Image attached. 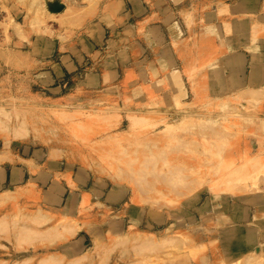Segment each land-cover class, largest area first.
<instances>
[{"label": "rangeland", "instance_id": "1", "mask_svg": "<svg viewBox=\"0 0 264 264\" xmlns=\"http://www.w3.org/2000/svg\"><path fill=\"white\" fill-rule=\"evenodd\" d=\"M207 18L197 36L208 35L190 47L181 38L169 45L159 28L156 48L147 50L139 39L150 34L126 0H0V165L26 143L59 147L66 160L113 182L108 196L124 193L119 205L97 202L94 219L78 221L35 210L14 189L0 200V264H264V170L238 178L230 173L241 159L221 161L240 149L264 150L252 134L264 117V84L232 90L244 71L224 70L237 61L206 64L203 50H228L218 35V43L205 40L217 33ZM101 27L100 55L48 83L45 62L89 31L97 39ZM252 28L254 57L264 51V27ZM247 90L263 99L243 98ZM201 193L207 209L226 196H245V204L204 212Z\"/></svg>", "mask_w": 264, "mask_h": 264}, {"label": "crops", "instance_id": "2", "mask_svg": "<svg viewBox=\"0 0 264 264\" xmlns=\"http://www.w3.org/2000/svg\"><path fill=\"white\" fill-rule=\"evenodd\" d=\"M126 1L131 6L136 25L144 28L150 34L146 39H139L141 45L143 44L147 50L156 48L155 42L157 38H154L153 35L159 28L164 29L169 45H171L170 43L173 40L177 39L178 41L181 38L183 46L190 47L193 41L197 42L198 37L208 35L200 32L201 35L197 36V29H200L199 26L201 25V16L206 15L208 17L207 21H203L204 23H202L204 25L208 24L217 33L215 34L216 36L212 34V36L205 38V40L217 42L214 40L218 35V37L223 38L225 45L228 46V50L222 54L213 49L203 50V53L208 58L204 61L214 63L213 60L218 58V56L223 58L227 56L226 60L237 61L234 66H229L231 67L229 70L227 68L224 70V72L231 71L233 74H239V72L244 71V77L239 75L241 82L233 85L232 90L236 88H255L261 90L260 88L264 84V82H261L264 79V61L260 60L258 62V60L260 57L264 58V51L260 52V55L255 53L256 56L254 58L253 54H249L248 47H250L249 41L252 37H255L251 31L252 27H264V0ZM222 8L223 12L219 11ZM225 27L230 29V31L226 32ZM95 28L97 31H100L99 25L95 26ZM101 29L103 35L101 33V35L98 34L97 39L93 38L89 34V31V33L76 38L74 46H68L69 49L66 48L62 54H59L56 60L45 62V67L49 69L46 70L49 75V80L47 79L48 83L53 82L54 78H62L66 73L74 71L85 59L93 61L94 57L100 55L102 50L101 44L103 43L102 38L104 37L103 27ZM231 29L235 30L232 31ZM238 40L242 42L240 45L239 43L233 44V42L235 43ZM258 40H264V34H260ZM213 46L217 47V44L214 43ZM182 55L184 58H187L184 62H188L189 64L192 61L191 53L188 52L185 56L183 53ZM246 61L248 63L247 69L244 70L243 66ZM213 63L210 66H213ZM249 63L255 66L254 69H250ZM250 71L256 74L254 77L256 80L254 78L250 81L248 80ZM166 73H169V70ZM103 83V75H101L97 79V85H102ZM260 99H263V95L258 96V100ZM257 123L255 125H258V130L252 129V134L256 135L258 139L262 138L259 141L263 143L264 117L259 116ZM254 146L257 147L256 145ZM241 147L243 145L237 148ZM241 150L245 149H240L238 152ZM256 152H262L264 155L263 148L253 151V153ZM231 156L236 159L238 154H232ZM97 178L94 174L90 175L87 169L77 162L68 161L63 158V151L59 147H49L42 144L31 145V143H26L13 156L11 162L1 163L0 165V189L2 187H8L5 190L9 191L17 189L19 195L22 196L20 200L23 203L28 202L35 210L39 208L41 212H58V214L64 212L69 218L72 217L78 221L88 217L92 218L94 212H98L97 208L100 207L96 204L97 202L104 204L109 209L123 202L124 193L122 191L108 196L109 192L114 188L113 182H109L105 178H101V180H97ZM204 191L207 197L209 195L208 190ZM200 197L201 205L200 207L197 205V209L204 212H216L218 209L217 212H231V205L233 203L239 202L243 205L245 204V196H226L223 198L226 202L221 207L217 209L213 208V203H210V207L207 209L203 205L204 198L202 193ZM8 203H11V201H8ZM225 205L228 208L224 210ZM83 207L85 208L84 210H82ZM102 210L104 209L102 208ZM254 211L261 212L260 209H255ZM245 212H251V210L246 208ZM246 217L238 219L237 222L245 224ZM232 221L230 220L228 224ZM219 240L222 241L221 238ZM220 248V254H225L223 246Z\"/></svg>", "mask_w": 264, "mask_h": 264}, {"label": "bare ground", "instance_id": "3", "mask_svg": "<svg viewBox=\"0 0 264 264\" xmlns=\"http://www.w3.org/2000/svg\"><path fill=\"white\" fill-rule=\"evenodd\" d=\"M227 28V27H226ZM206 64H208V66L209 65H211L212 64V62L211 61H207L206 62ZM251 72V74L253 75V78L256 76V74H254L253 73V71H250ZM250 75V74H249ZM254 90H257V89H254ZM254 90H251L250 92H252V91H254ZM239 91V90H238ZM242 91V90H241ZM248 92V93H247ZM249 92V90H247V91H243V93L242 94H240L241 96H243V98H245V95L246 94H248V95H250V94H255V98H253V99H255L256 101L258 100V96H260V95H262V93H261V91H260V93L258 92V91H254V92H252V93H250ZM264 94V93H263ZM248 95H246V96H248ZM259 102V101H258ZM169 125H171L170 123H168V126ZM252 125H253V122H252ZM18 129V128H17ZM20 130V129H19ZM19 130H18V132H19ZM17 131V130H16ZM16 133V132H15ZM16 134H18V133H16ZM21 135V134H20ZM19 135V136H20ZM220 141H223L222 139H220V140H218L217 142H218V144H220V145H222L223 143L222 142H220ZM260 142V141H259ZM222 143V144H221ZM261 143V142H260ZM248 152V150H241L240 152H238V159H241L239 162H238V164H236L232 169H233V173L231 172L230 174H232V175H234V176H236V177H238L239 178V176H240V178L242 177V178H245L250 172H251V170L252 169H254V170H258V171H263L264 170V155L262 154V152H256V153H247ZM221 161H223L226 165L225 166H229V165H232V163L234 162V157L233 156H223V158H221ZM224 176V175H223ZM228 176H230L231 177V175H227L225 178V181L229 184L230 182H228V181H231V180H229V179H231L230 177H228ZM229 178V179H228ZM238 178H236V179H238ZM233 179H234V177H233ZM228 180V181H227ZM235 180V179H234ZM234 180H232V182L234 181ZM231 182V183H232ZM227 184V185H228ZM212 185V184H211ZM230 185H233V184H230ZM225 186V185H224ZM226 187V186H225ZM214 188V187H213ZM217 188V187H216ZM9 192H11V191H9V190H1L0 191V200H2L3 199V197L6 195V194H8ZM11 197V196H10ZM6 198V197H5ZM49 229H47V231H48ZM51 230V229H50ZM53 231V230H52ZM67 231V230H66ZM36 233H38V232H36ZM45 233V235H46V232H44ZM40 234V233H39ZM38 234V235H39ZM47 234H49V232L47 233ZM37 235V234H36ZM44 237V236H43ZM255 255V254H254ZM256 256V255H255ZM249 257H250V255H249ZM246 258H248V256L246 257ZM42 260V259H41ZM248 259H245L244 260V263H246V261H247ZM48 262V261H47ZM249 261H247V263H248ZM49 263V262H48ZM38 264H40L39 262H38Z\"/></svg>", "mask_w": 264, "mask_h": 264}, {"label": "water", "instance_id": "4", "mask_svg": "<svg viewBox=\"0 0 264 264\" xmlns=\"http://www.w3.org/2000/svg\"><path fill=\"white\" fill-rule=\"evenodd\" d=\"M52 9H54V10H57V9H59V8H57V7L53 6V8H52Z\"/></svg>", "mask_w": 264, "mask_h": 264}]
</instances>
